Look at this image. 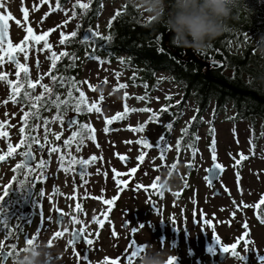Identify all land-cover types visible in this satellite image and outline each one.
I'll return each instance as SVG.
<instances>
[{
  "label": "rangeland",
  "instance_id": "rangeland-1",
  "mask_svg": "<svg viewBox=\"0 0 264 264\" xmlns=\"http://www.w3.org/2000/svg\"><path fill=\"white\" fill-rule=\"evenodd\" d=\"M120 1L103 0L96 21L98 29L114 8L121 4ZM88 2L89 0H79V3ZM79 3L77 0H69L59 6L55 0H0V16L8 17L4 20V43H16L23 37L25 29L29 28L37 37H42L35 40L39 47L28 62L31 67L34 60L38 61L37 70L43 77L41 84L46 86V91L52 83L50 77H58V73L54 69L49 70L51 65L45 58L50 57L52 63L55 58L57 63L69 51L68 42L75 36L68 34H77L79 31L76 12V8H80ZM21 7L24 8L23 13ZM144 15L149 14L144 12ZM61 33L64 34L66 43H60ZM257 37L254 35L249 40L257 43ZM45 44L49 47L45 48ZM91 44L90 32L89 39L84 44L86 47L79 53L76 64H80L77 67L79 91L84 93L95 108L94 112L81 120L92 124V129L87 132L93 134L92 142L82 143L78 153V145L71 143L62 157L52 155L46 159L44 171L36 178L39 190L32 202L35 214L32 211L28 213L31 216L29 221L25 218V213L18 209L23 190H18L16 185L12 186L7 206L9 211L13 209L16 213L10 226L18 225L23 234L15 247L8 244L10 250L15 254L23 246L39 240L48 244L52 254L70 251L68 242L64 239L55 240L59 230H62L60 237L67 235L68 229L76 222L77 227L86 229L90 234L99 224L93 220L104 219L108 214L107 217L113 223L118 219L139 218L161 225L166 241L160 247L157 240L153 247L170 251L171 257L176 258L173 264H211L216 251L225 244H234L235 247L230 249L231 257L220 264H264V261L256 259L257 256H264V130H261L259 121L238 117L232 119L234 113L229 106L219 110L209 105L199 114L200 123L195 129L198 140L193 152L186 144L180 150L177 149L181 125L188 123L194 116L188 109L181 111L178 123L166 140L161 139L166 129L159 123L150 124L141 136H137L132 130L104 135L101 129L103 123L116 117L123 107L128 108L132 104L130 97L139 89L129 83V70L119 73V63H105L101 59H94L97 55L89 51ZM258 51L261 50L258 48ZM62 52L65 55L62 56ZM83 55L86 59H83ZM161 80L151 98V109L157 106L155 99L160 98L165 91L175 90L166 75L162 74ZM73 113L72 109L66 107L65 112H61V124L65 115ZM54 116H57V111L45 116L47 123L42 145L56 149L57 137L68 133L63 125L59 127ZM171 119L172 116H164L161 121ZM135 122H138L137 115L130 116L125 128L128 129ZM34 132L38 137L43 135L39 129ZM137 137L147 138L153 143L159 141V146L148 153L144 160L123 162V155L136 154L137 145L134 141ZM67 138L62 136L61 141L64 142ZM255 139L258 140L254 141ZM241 158L244 159L236 166ZM77 159L88 161L79 172L71 166ZM211 162H216L223 168L216 184L222 197H212V189L204 179V170ZM187 164L191 166L189 172L186 171ZM130 169L135 170L129 171ZM83 171L86 175L82 174ZM165 171L170 172L174 179L166 187L167 191L162 198L150 195L153 200L158 201L161 209L155 214L150 213L142 206L145 196L133 190H153L151 185L155 182L158 187L161 174ZM117 181L121 183L117 184ZM114 194H118V197L112 202L113 207L103 202L111 199ZM82 197L83 208L76 215L77 219L73 220V204ZM57 209L63 216H67L60 229H56L53 222V211ZM114 225L117 232L116 223ZM169 230H172V235ZM106 232L111 233L108 224L102 227L99 234L105 235ZM214 235L215 242L212 239ZM26 237L31 240L28 244L25 243ZM208 249H212V252L209 253Z\"/></svg>",
  "mask_w": 264,
  "mask_h": 264
},
{
  "label": "flooded vegetation",
  "instance_id": "flooded-vegetation-1",
  "mask_svg": "<svg viewBox=\"0 0 264 264\" xmlns=\"http://www.w3.org/2000/svg\"><path fill=\"white\" fill-rule=\"evenodd\" d=\"M17 45H19V47H17ZM38 45V42H16L14 44L0 42V73L3 74L2 77H0V155L4 156V159L0 160V244H2V247H0V261H2V264H8L10 262L11 257L14 255L10 250V246L12 248L15 247L23 234L22 228L18 225L10 226V223L12 222L11 219L16 212H14L13 209L9 211L7 206L10 198L9 190H12L13 185H16L18 190H23L20 195L21 201H18V209L22 213H25L24 216L27 221H29L31 216H29L28 213L32 211V213L35 214L32 202L37 190H39L38 182L36 181L38 174L44 171L47 158L52 155L62 157V154L58 151L49 152L47 147H40L43 142V136H45V116L54 114V112L57 111L59 127L63 125V129L68 133L66 135L60 134L57 137L58 148L65 146L69 147L71 143H75L78 145L76 151V153H78L80 149L79 146L82 143H91L93 137L92 133H87L88 130L92 129V124L87 123L86 121H81L85 116L89 115L88 111L85 115L77 112L71 114L72 116H76V122L70 128L65 125L64 120L61 124V112L64 113L65 109H58L56 102L60 90L55 89V82L58 84L61 82L59 74L57 80H52L51 85L47 91L45 90V94L42 97V100L48 99L49 96L51 97L49 100L51 103L47 108H45V105L40 106L39 102H36L38 104L37 109H32L31 103L24 98L25 91L28 92L29 96L41 94L40 84L43 77L39 75L37 70L39 63L37 60H34L30 67L28 62L29 58L36 54L39 47ZM68 46L70 50H77V56L83 50V46L76 48L75 46L73 47V44L71 43H69ZM43 55L45 56L44 53ZM45 60L51 65V69H54L53 71L59 73V69L56 67L58 66L57 63L53 64L50 57H46ZM154 73L151 77L152 80H145L148 84L147 87L135 85L139 91L135 92L130 97L132 104L128 108L123 107V110H121L119 115L116 116V119L108 120L109 122L107 124L105 122L103 123L101 129L104 135H111L117 131L125 132L132 130L137 136H141L147 131V127L150 124L159 123V125H163L166 129L165 134L161 139L166 140L170 137L171 131L178 123L179 115L184 109L192 111L194 116L191 118L188 125H181L182 129L178 136L179 139H183L186 136L183 134L185 133L186 128H194L199 123V114L202 112L201 105L190 98V96L186 95L179 85L175 84L173 81H171V84L175 90L165 91V94H162L160 98L155 99L157 106L153 109L150 108L151 98L153 97L157 83L162 82V74L155 76ZM138 75L139 74L135 75V77L138 78ZM48 76L50 77L51 74ZM38 77L39 82H37ZM130 78L131 77L129 76V79ZM28 80L32 81L31 88H28ZM9 81L13 82L11 88L8 84ZM129 83L132 85L131 80H129ZM124 98L126 99V96ZM147 109H151L152 111L149 112ZM26 112H28L29 115L24 121H22L21 117L24 116ZM132 115H137L138 122H135V124L130 125V127L126 129L127 118ZM68 116L69 115H65L64 119ZM164 116H172L174 123L171 121L167 122V120L161 121V118ZM22 129L25 137L23 141L21 140ZM35 129L41 130L43 135L38 137L34 132ZM73 133H76V135L73 136ZM62 136L68 137L67 139L69 143L67 145L61 141ZM33 140L35 141L34 143ZM145 140H147L149 144V147L147 148L144 146ZM195 140L197 141L198 139L196 138ZM257 140L258 139H255L254 141ZM134 143L137 145V152L134 156L123 155L122 157L126 158V162L137 160V156L141 157L140 160H144L147 158L148 153H151L152 150L157 148V143H153L147 138L141 139L137 137ZM9 146L12 147L13 152L11 155H6ZM52 148L55 149L54 147ZM21 152H31V156L28 157L26 155L22 157L20 155ZM22 160L28 166L27 176L24 174L25 168L21 164ZM77 160L74 165L72 164L71 166L74 167L75 171L79 172L81 168L77 163H79L80 160ZM41 161L43 162L42 165L37 167V165L41 164ZM85 173V171L82 172L83 175H86ZM9 181H11V183H9ZM5 185L8 187L5 188ZM119 191L121 192V190ZM133 191H138L140 195L145 196V199L142 201V206L145 209H148L150 213L155 214L161 209L158 201L153 200L150 195H153L156 198H162L167 190H163L160 194L154 190V188L153 190ZM113 197L117 198L118 194H114ZM83 199L84 197H82L80 201L76 200L73 204V220L77 219L76 215H78L83 208ZM24 200L27 201L25 204L26 208L22 209L20 203ZM113 201H115V199ZM111 207H113V204H111ZM57 216L63 217V220L67 218L66 215L63 216L61 211L58 215L57 210H54V223ZM107 216L108 214L104 219L93 220L99 222L97 225L98 228L94 230L93 233L88 234L86 229L77 227L75 222L68 229L69 232L67 235L62 237H60V234L57 235L55 239L57 241L64 239L65 242H68L69 240H72L73 235L76 236V239L71 244L68 243V248L71 249L70 251L63 250L53 253L50 257V264H135L138 255L143 249L139 251L135 257H131V248L133 246H153L154 242L158 240L157 244L162 247L166 241L162 226L156 225L152 221L139 218L118 219L114 222L117 225L116 232V227L113 221ZM107 224L108 228L111 229V233L106 232L105 235L99 234V231L102 232V227L107 226ZM12 227L17 230V233L13 238L8 232V229ZM133 227L136 228L135 233L131 231ZM74 229H77L80 234L72 235L73 232H77ZM61 231L62 230H59L58 233ZM169 232L170 235H172V230H169ZM113 233H115V235H113ZM85 241L88 242L86 243Z\"/></svg>",
  "mask_w": 264,
  "mask_h": 264
},
{
  "label": "trees",
  "instance_id": "trees-1",
  "mask_svg": "<svg viewBox=\"0 0 264 264\" xmlns=\"http://www.w3.org/2000/svg\"><path fill=\"white\" fill-rule=\"evenodd\" d=\"M67 1L58 0V5L62 6ZM102 2L89 0L88 8L83 11L76 8L79 31L68 44L76 48L86 47L80 43V32L85 28L95 31L92 24L99 15ZM167 2L165 0V13ZM120 3L107 17L104 32L92 37L90 52L106 57L121 55L119 61L130 69L136 85L146 87V79L152 80L154 72H163L198 102L202 111L209 105L219 110L229 106L234 119H257L261 130H264V51H258L257 43L249 40L254 35L264 34V0H235L224 31L197 53L170 44L171 33L163 26L162 19L158 21L151 15H144V11L134 7L130 0H121ZM160 34L164 36L158 40ZM103 36H108L109 40L104 41L100 38ZM157 48L163 51H157ZM77 53V50L68 51L57 62L58 74L65 78L63 86L61 82H55V89L61 90L57 105L58 109L67 107L85 115L88 108L85 100L81 102L79 99L80 91L76 90L79 89ZM204 64L209 65L206 67ZM137 74L138 78L135 77ZM68 81L74 82L71 92ZM190 129L186 128L183 139H177L178 150L186 144L193 152L198 137L195 129ZM8 230L12 238L17 233L16 228Z\"/></svg>",
  "mask_w": 264,
  "mask_h": 264
},
{
  "label": "clouds",
  "instance_id": "clouds-1",
  "mask_svg": "<svg viewBox=\"0 0 264 264\" xmlns=\"http://www.w3.org/2000/svg\"><path fill=\"white\" fill-rule=\"evenodd\" d=\"M156 20H161L165 29L171 33L170 44L194 53L202 51L207 43L220 35L230 18L235 0H130ZM163 14V15H162ZM257 46L264 51V34L256 38ZM172 174L165 171L159 181L161 188L170 186ZM52 252L46 242L34 240L15 252L10 264H50ZM170 251L153 246H145L135 264H168Z\"/></svg>",
  "mask_w": 264,
  "mask_h": 264
},
{
  "label": "snow or ice",
  "instance_id": "snow-or-ice-1",
  "mask_svg": "<svg viewBox=\"0 0 264 264\" xmlns=\"http://www.w3.org/2000/svg\"><path fill=\"white\" fill-rule=\"evenodd\" d=\"M77 3H79V0H77ZM79 7H80V9L83 11L84 9L88 8V4H86V3H79ZM20 10H21L22 13L24 12V8H23V7H21ZM73 15H75V13H73ZM7 18H8L7 16H0V29H2V27H3V21H4L5 19H7ZM149 19H151V18H149ZM109 23H110V22H109ZM25 31H26V32H29V34L31 33V29H25ZM68 35L74 37V36H76V33H75V32H72V33H69ZM97 36H99V33H98V32H96V31H91V37H97ZM163 36H164V34H160V35L157 37V39L159 40V39L163 38ZM100 38L103 39L104 41H108V40H109V37H108V36H103V37H100ZM25 39H27V37H25ZM32 39H33V40H38V39H42V37L33 36ZM87 39H89V37H85V40H87ZM82 42H83V41H82ZM60 43H62V44H63V43H66V41H65V37H64V34H63V33H61ZM93 46H94V42H93ZM17 47H19V45H17ZM44 47H45V48H48L49 45H48V44H45ZM157 51H163V49H162V48H157ZM61 55L63 56V55H65V53L62 52ZM85 55L87 56L88 53L86 52ZM93 58H94V59H97L98 61H99V59H100L99 57H93ZM54 63H55V58H53V64H54ZM2 75H3V74L0 73V77H2ZM50 79L53 80V81H55V80H57V77L53 75V76L50 77ZM60 81H61V84H62V86H63V83L65 82V78H64V77H60ZM37 82H39V77L37 78ZM12 83H13L12 81H9V82H8L10 88L12 87ZM68 83H69V92H71V91H72V85H73L74 82H73V81H68ZM85 83H86V82H85ZM27 84H28V88H31V87H32V81H31V80H28V81H27ZM40 88H41V94H40V95L29 96V94H28L27 91H25V93H24V98H25L27 101H29V102L31 103V108H32V109H37L38 104H37L36 102H39L40 106H44V105H46V104L49 102V100L51 99V97L49 96L48 99L42 100V97H43L44 94H45L46 86H45L44 84H40ZM76 90L79 91L78 88H77ZM79 99H80L81 102L84 101V93H83V92H80V94H79ZM14 102H15V100H14ZM56 102L59 103V98H57V101H56ZM85 107L88 108V111H91V110H92V108L89 107L88 105H85ZM77 108H79V106H77ZM96 110L99 111L98 108H97ZM147 111L151 112L152 110H151V109H147ZM28 115H29V113L26 112V113L24 114V116L21 117V120L24 121L25 118H26ZM117 115H119V113H118ZM53 119H59V117H58V116H54ZM112 119H116V117H112ZM108 122H109V121H105L106 124H107ZM45 123H47V118H45ZM73 123H75V121H73ZM54 135H58V134H54ZM72 135L75 136L76 133H73ZM89 138H91V137H89ZM24 139H25V137H24V135H23V129H22V130H21V140L23 141ZM34 142H35V141L33 140V143H34ZM64 143H65V145H67V144L69 143V141H68V140H65ZM157 145L159 146V141H157ZM144 146H145V148L149 147V144H148V141H147V140L144 141ZM40 147H43V145H40ZM209 150L211 151V149H209ZM48 151H49V152H52V151H59V149H58V148L53 149L52 147H49V148H48ZM12 152H13V149H12L11 146H9V147H8V152L6 153V155H11ZM20 155H21L22 157H24V156H26V155H27L28 157H30V156H31V152H21ZM163 158H164L163 155H161V159H162V160H163ZM3 159H4V156H3V155H0V160H3ZM89 159H92V158L89 157ZM121 159H123V157H122ZM136 159H137V160H140L141 157H140V156H137ZM213 160H215V156H214V155H213ZM87 162H88V161H86V160H81V161H79L80 164H87ZM42 163H43V162L41 161V164H40V165H37V167H40V166L42 165ZM21 164L24 166V168H25V173H24V174H25V176H27V175H28V166H27V164H26L23 160L21 161ZM189 166H190V165H189ZM220 167H221V166H220L219 164H215V163L213 164V168H215V169H220ZM134 170H135V169H130L129 171H134ZM206 171H209V170L206 169ZM41 179H43V177H41ZM205 179H207V177H205ZM9 183H11V181H9ZM120 183H121V181H117V184H120ZM7 187H8V186L5 185V188H7ZM137 187H139V185H138ZM151 187H153L154 190H156L157 192H159V188L155 185V182H153V185H151ZM114 199H116V197H112L111 199L104 200L103 202H104L105 204H107V205H111ZM57 214H58V215L60 214L59 209H57ZM202 218H203V217H202ZM94 219H95V217H94ZM59 223H60V221L57 220V224H59ZM131 231H132L133 233H135V232H136V228L133 227V228L131 229ZM57 235H59V233H57ZM113 235H115V233H113ZM34 239H35V237H33V240H34ZM75 239H76V236L73 235L72 240H69L68 243L71 244ZM212 239H213L214 242L216 241V237H215V235L212 237ZM30 242H31V240H29V239L26 237V238H25V243L28 244V243H30ZM85 242L87 243L88 241H85ZM245 244H247V241H245ZM0 247H2V244H0ZM234 247H235L234 244H225V245H223V246L220 247L219 251H220V253H225V252H227L228 250H230V249H232V248H234ZM143 248H144V245H140L139 247L133 246V247L131 248V257H135V256L138 254V252L141 251ZM208 252L211 253V252H212V249H208ZM233 255H235V253H233ZM175 259H176L175 257H171V256H170V257H169L168 264H173V261H174ZM241 259H244V257H241ZM256 259L259 260V261H264V256H257ZM0 264H2V261H0Z\"/></svg>",
  "mask_w": 264,
  "mask_h": 264
},
{
  "label": "water",
  "instance_id": "water-1",
  "mask_svg": "<svg viewBox=\"0 0 264 264\" xmlns=\"http://www.w3.org/2000/svg\"><path fill=\"white\" fill-rule=\"evenodd\" d=\"M3 34V27L2 29H0V36ZM85 37H87V34H83V36L80 38V43H83L85 42ZM83 41V42H82ZM206 67H208L209 64H204ZM75 120V118H71V121L73 122ZM68 125H70V123L66 122ZM125 161V159H124ZM215 162L211 163V165L207 168L209 171H206L205 170V177H207L206 180V183L210 186V187H213L215 186L216 182L218 181L220 175L222 174V168L220 167V169H215L213 168V164ZM216 164V163H215ZM190 170V167L188 166L187 167V171ZM162 190H164V188H161L159 186V193L162 192ZM212 197H221L222 196V193L220 192V190L216 187L213 188V191H212V194H211ZM26 200L22 202L21 206L22 208H26ZM57 220L61 221L62 220V217L61 218H57ZM57 220H56V224H57ZM59 226V224H57ZM73 234H77L79 235L80 233L79 232H73ZM227 257V252L225 253H220V251L217 252V255H216V259L214 261H212V264H217L218 262H223L225 261Z\"/></svg>",
  "mask_w": 264,
  "mask_h": 264
}]
</instances>
